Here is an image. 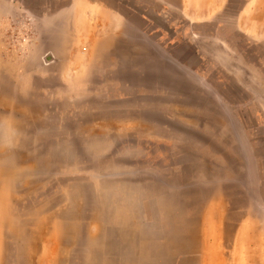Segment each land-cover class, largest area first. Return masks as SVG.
<instances>
[{
    "label": "rangeland",
    "instance_id": "rangeland-1",
    "mask_svg": "<svg viewBox=\"0 0 264 264\" xmlns=\"http://www.w3.org/2000/svg\"><path fill=\"white\" fill-rule=\"evenodd\" d=\"M209 203L264 264V0H0V264H151Z\"/></svg>",
    "mask_w": 264,
    "mask_h": 264
},
{
    "label": "crops",
    "instance_id": "crops-1",
    "mask_svg": "<svg viewBox=\"0 0 264 264\" xmlns=\"http://www.w3.org/2000/svg\"><path fill=\"white\" fill-rule=\"evenodd\" d=\"M209 203L201 214L193 215L183 213L179 215L178 222L174 219L168 224L166 237L167 242H161L162 252L157 253L154 248L144 257L151 264H212L219 260L222 248L216 242L223 232H218L219 226L218 213H210L212 210ZM195 218L198 223L196 230L190 229V219ZM220 233V235H219ZM134 260H138L139 252L136 249ZM159 258V262L156 259ZM214 264V263H213ZM217 264V263H216Z\"/></svg>",
    "mask_w": 264,
    "mask_h": 264
}]
</instances>
